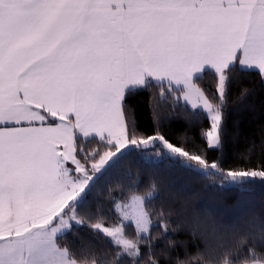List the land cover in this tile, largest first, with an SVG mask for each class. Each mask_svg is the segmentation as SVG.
<instances>
[{
  "label": "snow or ice",
  "instance_id": "obj_1",
  "mask_svg": "<svg viewBox=\"0 0 264 264\" xmlns=\"http://www.w3.org/2000/svg\"><path fill=\"white\" fill-rule=\"evenodd\" d=\"M244 75L264 85V0H0V264H264V212L243 233L193 215L202 243L165 261L153 231L167 240L173 209L153 206L154 182L109 189L111 224L84 211L98 181L134 152L220 186L264 185V159L227 167L210 155L223 147L225 109ZM140 93L154 120L164 101L202 113V143L142 133L128 105ZM85 227L108 246L66 240Z\"/></svg>",
  "mask_w": 264,
  "mask_h": 264
},
{
  "label": "trees",
  "instance_id": "obj_2",
  "mask_svg": "<svg viewBox=\"0 0 264 264\" xmlns=\"http://www.w3.org/2000/svg\"><path fill=\"white\" fill-rule=\"evenodd\" d=\"M243 89H249V94L240 100ZM128 105L142 133L151 135L158 130L172 141L184 143L186 140L189 147L202 143L200 131L206 128L207 120L202 113L185 107L183 102L175 106L172 101L162 102L157 120L153 119L146 93L130 96ZM224 115L226 130L223 147L210 155L222 160L227 167L251 166L264 159V143L260 138V128L264 126V85L257 77L244 75L236 78ZM145 154L134 152L126 156L114 170L99 180L89 196V208L84 211L99 212L103 221L111 224L116 216L109 189L120 186L115 188L113 196L129 185H135L144 192L150 190L149 185L154 182L158 191L153 193V206H170L173 209L168 223L175 231L167 233V240L174 244L167 246V240L157 235L159 229L153 231L157 251L164 253L165 261L173 257L184 259L186 252L195 254L193 243H202L193 241L191 237L193 215L204 222L237 225L243 233L247 217L264 212L262 184L244 188L220 186L218 177L190 172L165 156L147 159ZM66 240L73 245L93 243L97 247L108 246L105 241L97 240L86 227L73 231Z\"/></svg>",
  "mask_w": 264,
  "mask_h": 264
},
{
  "label": "rangeland",
  "instance_id": "obj_3",
  "mask_svg": "<svg viewBox=\"0 0 264 264\" xmlns=\"http://www.w3.org/2000/svg\"><path fill=\"white\" fill-rule=\"evenodd\" d=\"M190 108V107H189ZM146 158L147 159H152V158H154V157H156V158H160L161 156H157L155 153H153V152H146Z\"/></svg>",
  "mask_w": 264,
  "mask_h": 264
}]
</instances>
